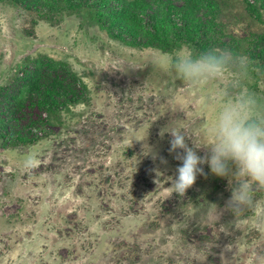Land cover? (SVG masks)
<instances>
[{
	"label": "rangeland",
	"instance_id": "rangeland-1",
	"mask_svg": "<svg viewBox=\"0 0 264 264\" xmlns=\"http://www.w3.org/2000/svg\"><path fill=\"white\" fill-rule=\"evenodd\" d=\"M214 1L216 14L200 9L194 17L210 22L216 49L251 64L235 84L190 87L169 67L188 46L136 48L86 13L55 14L51 6L35 15L0 0V88L44 57L87 88L54 115L59 125L39 126L45 115L25 106L12 126L29 125L32 134L24 143L0 137V264H264V191L253 207L220 215L231 191L206 164L184 195L170 190L181 162L161 129L181 121L195 149L219 90L264 95V0ZM204 141L212 142L210 131Z\"/></svg>",
	"mask_w": 264,
	"mask_h": 264
},
{
	"label": "trees",
	"instance_id": "trees-1",
	"mask_svg": "<svg viewBox=\"0 0 264 264\" xmlns=\"http://www.w3.org/2000/svg\"><path fill=\"white\" fill-rule=\"evenodd\" d=\"M175 1H181L182 4L175 5ZM8 2L35 15L50 12L51 6L56 8L55 14L86 13L91 21L105 30L109 36L136 48L166 51L188 46L195 52L216 49L212 44L213 32L210 22H201L194 17L195 12L200 9L205 13L209 11L216 14L214 0H8ZM48 2L51 4H47ZM39 4L44 5L42 7ZM153 6V12H148ZM248 6L255 12L252 4ZM260 43L261 50H264V35ZM86 90V85L64 64L45 57L30 60L20 77L0 88L2 113L0 137L24 143L23 138L31 132V127L28 125L25 131L20 132L16 126L14 130L12 123L18 120L25 106L37 108L40 114L45 115V119L37 121L39 126L45 123L59 125L60 119L54 115L69 104L78 103ZM11 128L12 133H9Z\"/></svg>",
	"mask_w": 264,
	"mask_h": 264
},
{
	"label": "clouds",
	"instance_id": "clouds-1",
	"mask_svg": "<svg viewBox=\"0 0 264 264\" xmlns=\"http://www.w3.org/2000/svg\"><path fill=\"white\" fill-rule=\"evenodd\" d=\"M250 64L247 56L223 48L182 50L171 59L169 67L187 85L197 87L218 82L235 84L248 74ZM217 96L214 119L210 127L200 125L195 149L186 143L188 133L181 121L162 128L160 135L171 136L170 152L181 162L170 190L184 195L198 176L205 175L201 166L206 164L214 176L227 181L231 191L219 214L227 211L238 215L257 203L256 192L264 191V95L247 87H229L219 90ZM209 131L212 142L206 143L204 136ZM200 149L206 151L205 156L197 154ZM145 154H151V149L146 147Z\"/></svg>",
	"mask_w": 264,
	"mask_h": 264
}]
</instances>
